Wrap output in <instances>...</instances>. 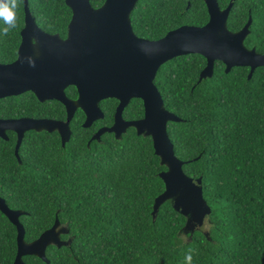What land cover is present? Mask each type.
<instances>
[{"label":"trees","instance_id":"16d2710c","mask_svg":"<svg viewBox=\"0 0 264 264\" xmlns=\"http://www.w3.org/2000/svg\"><path fill=\"white\" fill-rule=\"evenodd\" d=\"M90 1L99 8L106 0ZM218 2L225 9L231 0ZM29 6L41 29L66 35L73 15L66 0H29ZM16 17V27L6 35L0 20L2 64L18 57L24 0ZM250 17L245 45L264 53V0H237L228 27L237 32ZM209 18L204 0H140L131 15L135 33L150 40L184 25L204 26ZM206 65L198 54L179 57L163 65L155 81L166 109L182 119L168 124L176 155L186 162L187 176L202 177L211 209L193 235L184 230L187 219L171 201L153 216L155 199L165 191L160 173L167 168L151 137L130 128L121 140L107 133L100 142H90L98 128L112 124L115 99L102 103L106 118L92 129L82 127L80 110L66 147L57 133L28 134L22 163L14 153L16 134L0 139V195L11 209L27 212L21 217L26 240L37 239L57 218L70 230L64 240L72 238L71 245L47 248L50 264H186L190 248L192 264H264V68L249 80L250 68L227 74L218 61L213 78L198 83ZM69 94L77 95L76 89ZM36 108L50 117H66L61 105L50 111L27 92L0 100V118L30 116ZM143 117L142 100L133 99L124 118ZM6 222L0 212V264H11L16 254L15 229ZM25 260L46 264L35 256Z\"/></svg>","mask_w":264,"mask_h":264},{"label":"water","instance_id":"95a60500","mask_svg":"<svg viewBox=\"0 0 264 264\" xmlns=\"http://www.w3.org/2000/svg\"><path fill=\"white\" fill-rule=\"evenodd\" d=\"M139 1L106 0L101 7L94 8L90 0H66L73 16L68 36L63 39L59 34L44 32L32 16L29 0H24L25 27L18 57L12 63H0V100L33 92L41 102L54 99L62 102L68 118L66 122L0 119V138L8 140L7 131L18 134L16 155L21 162L19 148L27 131H57L66 147L75 111L81 109L85 113L84 126L88 128L94 121L104 119L102 101L118 100L115 123L111 128L101 129L93 140L100 141L105 133H113L121 140L130 128L139 136L151 137L156 156L167 168L160 173L165 191L155 199L153 216L157 218L160 208L171 201L173 208L187 219L184 230L193 235L204 226L211 209L204 198L202 177L187 176L183 170L186 162L176 155L168 124L182 119L166 109L155 83L158 72L176 58L198 54L207 60L198 83L213 78L218 61L223 62L227 74L236 67L250 68L251 80L258 68H264V53L245 45L252 17L242 30L229 29V16L237 0H231L224 10L218 0H204L210 17L206 25H184L158 40L141 38L134 32L131 15ZM69 86L77 88V101L67 98L65 90ZM133 99L142 100L145 116L126 121L123 112ZM0 210L18 227L15 264H26L25 256H35L50 264L47 248H61L73 241L62 240L61 235L69 234L70 230L67 226L62 228L57 218L37 240L27 243L25 228L20 223V217L27 213L11 210L1 196Z\"/></svg>","mask_w":264,"mask_h":264},{"label":"flooded vegetation","instance_id":"af4514ba","mask_svg":"<svg viewBox=\"0 0 264 264\" xmlns=\"http://www.w3.org/2000/svg\"><path fill=\"white\" fill-rule=\"evenodd\" d=\"M67 5V4H66ZM207 6V5H206ZM220 6V5H219ZM222 9V8H221ZM226 9V8H225ZM24 10H25V6H24ZM222 10H224V9H222ZM33 16V15H32ZM73 16V15H72ZM25 17H26V15H25ZM35 19V18H34ZM37 23V22H36ZM252 26V25H251ZM25 27V26H24ZM244 28V27H243ZM242 28V29H243ZM24 29V28H23ZM22 29V30H23ZM134 29V28H133ZM241 29V30H242ZM43 30V29H42ZM250 30H251V28H250ZM44 31V30H43ZM240 31V30H239ZM22 32V31H21ZM44 32H46V31H44ZM135 32V31H134ZM46 33H48V32H46ZM48 34H50V33H48ZM136 34V33H135ZM251 34V33H250ZM52 35H55V34H52ZM60 35V37L61 38H63V39H66L67 38V36H68V29H67V33H66V35L65 36H62L61 34H59ZM137 35V34H136ZM138 36V35H137ZM140 37V36H139ZM249 37V36H248ZM141 38H143V37H141ZM21 43H22V37H21ZM21 43H20V45H21ZM19 48H20V46H19ZM248 48V47H247ZM249 49V48H248ZM253 49V48H252ZM257 50V49H256ZM18 51H19V49H18ZM258 53H260V52H258ZM260 54H263V53H260ZM14 62V61H13ZM12 63V62H11ZM9 64V63H8ZM75 87L74 86H69L66 90H65V94H66V96H67V98H69L70 100H72V101H77L78 99H79V93H78V90H77V88H75L76 89V92H77V95H74V96H71L70 94H69V92L72 90V89H74ZM30 93H32L35 97H36V99L42 104V105H44V107L45 108H47L48 110H50V111H52V110H55L56 108H57V106H59V105H61L62 106V110L65 112V115H66V117H65V119L64 118H57L56 116L55 117H50V116H47V115H44L43 113H41V110L40 109H32V114L30 115V116H26V117H21V118H13V119H32L33 121H41V122H45V121H56V122H66L67 121V118H68V114H67V109H66V106L62 103V102H60V101H58V100H47V101H45V102H41L39 99H38V97L36 96V94H34L33 92H30ZM25 94V93H24ZM24 94H22V95H24ZM71 97H70V96ZM21 96V95H20ZM17 97H19V96H17ZM72 97H74V98H72ZM116 100V99H115ZM107 100H104V101H102L101 103H100V107H101V109L103 110V113H104V119L106 118V112L104 111V108L102 107V103L103 102H106ZM118 101V100H117ZM132 101V100H131ZM131 103V102H130ZM118 106H119V101H118V104H117V106H116V110H115V114H114V119H113V122H112V124H110V125H103V126H101L100 128H98L93 134H92V137L90 138V142L91 141H98V140H93V138L94 137H96V135H97V133L101 130V129H103V128H111V126H113V124L115 123V115H116V112H117V108H118ZM129 106V105H128ZM127 106V107H128ZM126 107V108H127ZM81 109H78L77 111H75V114H74V117H73V119H72V121L74 120V118L76 117V115H77V113L80 111ZM126 110V109H125ZM125 110H124V112H125ZM82 111V110H81ZM83 112V111H82ZM124 112H123V117H124ZM49 112H47L46 114H48ZM52 113H56V112H52ZM85 114V113H84ZM55 114H53V116H54ZM144 116H145V109H144ZM1 119V118H0ZM104 119H100L101 121H103ZM125 119V118H124ZM142 119V118H141ZM6 120H8V119H6ZM86 120H87V116L85 115V119H84V122L82 123V127L83 128H85V123H86ZM100 120H96V121H94L93 122V124L90 126V127H88V128H85V129H92L93 127H94V124L97 122V121H100ZM126 121H133V120H127V119H125ZM137 120H139V119H137ZM72 121H71V123H70V128H71V124H72ZM71 130H72V128H71ZM10 132L11 133H15V132H12V131H7V137H8V140H9V137H10ZM32 132H34V133H43V132H47V133H57L58 135H59V137H60V139H61V142H62V138H61V136H60V134L57 132V131H54V132H48V131H41V132H38V131H33V130H30V131H27L26 133H24V138H23V141H22V144H21V146H20V148H19V155H20V151H21V147H22V145H23V143H24V140L26 139V137H27V135L28 134H30V133H32ZM128 132V131H127ZM16 134V143H15V145H14V153H15V155H16V150H17V144H18V134L17 133H15ZM72 134H73V131H72ZM105 134H107V133H105ZM105 134H103L102 136H104ZM109 134H113V133H109ZM113 135H115V134H113ZM125 135V134H124ZM102 136H101V139H102ZM71 137H72V135H71ZM116 138V137H115ZM122 138H123V136H122ZM1 139V138H0ZM4 140V139H3ZM8 140H5V141H8ZM71 140V139H70ZM101 141V140H100ZM99 141V142H100ZM70 142V141H69ZM89 145H90V143H89ZM16 157H17V155H16ZM18 159V158H17ZM21 160V159H20ZM19 161V160H18ZM20 162V161H19ZM20 163H22V161L20 162ZM1 196V195H0ZM2 197V196H1ZM4 199V198H3ZM6 201V200H5ZM6 204H7V202H6ZM7 206H8V204H7ZM9 207V206H8ZM10 208V207H9ZM11 209V208H10ZM11 210H14V211H19L18 209H11ZM22 211V210H21ZM0 212H1V210H0ZM25 212V211H24ZM2 213V212H1ZM27 213V212H26ZM3 214V213H2ZM7 219H8V221L9 222H6V223H9L11 226H13L14 227V229H15V233H16V254H15V257H14V259L11 261V264H15V261H16V258H17V254H18V227L5 215V214H3ZM27 215V214H26ZM26 215H23V216H26ZM22 217V216H21ZM21 217H20V223L23 225V223L21 222ZM62 224V223H61ZM54 225V224H53ZM24 226V225H23ZM61 227L63 228V227H66V225H61ZM51 228V227H50ZM49 229V228H48ZM48 229H46V230H48ZM45 230V231H46ZM44 231V232H45ZM44 232H42V234L44 233ZM41 234V235H42ZM40 235V236H41ZM67 235H69V234H62L61 235V238H62V240H64V237L65 236H67ZM39 236V237H40ZM38 237V238H39ZM37 238V239H38ZM37 239H34V240H32V241H27L26 240V229H25V241L27 242V243H30V242H33V241H35V240H37ZM69 239V238H68ZM27 257H29V256H25L24 258H23V261L26 263V264H28L27 262H26V260H25V258H27ZM30 257H32V256H30Z\"/></svg>","mask_w":264,"mask_h":264},{"label":"clouds","instance_id":"9594fccd","mask_svg":"<svg viewBox=\"0 0 264 264\" xmlns=\"http://www.w3.org/2000/svg\"><path fill=\"white\" fill-rule=\"evenodd\" d=\"M19 2L20 0H0V20L6 25L3 29L5 35L16 27V9ZM192 252L193 249L190 248L185 255L186 264H192Z\"/></svg>","mask_w":264,"mask_h":264}]
</instances>
